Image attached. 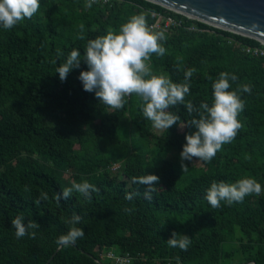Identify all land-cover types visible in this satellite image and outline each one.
Here are the masks:
<instances>
[{
    "label": "trees",
    "instance_id": "obj_1",
    "mask_svg": "<svg viewBox=\"0 0 264 264\" xmlns=\"http://www.w3.org/2000/svg\"><path fill=\"white\" fill-rule=\"evenodd\" d=\"M88 2L41 0L31 19L8 30L0 26V264H112L104 256L111 249L131 254L132 264H264V191L231 205L222 201L219 208L205 198L213 181L251 177L264 188V55L236 43L260 41L176 12L182 23L161 31L166 52L152 55L151 70L182 83L194 69L185 104L211 105L221 72L236 75L230 90L251 88L239 93L245 107L236 137L211 161H184L183 172L180 152L194 128L177 122L156 133L135 94L112 112L84 91L78 78L87 70L83 60L64 82L56 73L73 49L83 58L88 40L118 31L137 14L149 25L153 11L168 9L149 0ZM81 25L84 39L78 38ZM170 111L179 113L181 125L198 117L184 105ZM91 147L93 155L85 158ZM115 162L120 175L111 169ZM146 174L160 177L151 200L133 182ZM83 180L99 189L90 200L73 191L57 202L64 188ZM73 213L82 217L75 227L84 235L64 244L60 237L73 226L67 223ZM17 216L39 224L29 229L35 238L16 236ZM174 231L177 239L189 236L187 251L168 245Z\"/></svg>",
    "mask_w": 264,
    "mask_h": 264
},
{
    "label": "clouds",
    "instance_id": "obj_2",
    "mask_svg": "<svg viewBox=\"0 0 264 264\" xmlns=\"http://www.w3.org/2000/svg\"><path fill=\"white\" fill-rule=\"evenodd\" d=\"M92 2L93 0H89V7ZM40 6L41 0H0V26L6 30L12 29L26 19H31ZM82 33L83 25L79 39H84ZM164 39L162 32H156L148 25L144 14L133 15L118 31L109 29L105 35L88 40L83 58L78 49H73L66 62L56 69V73L59 74L61 82H64L70 72L80 68L83 60L87 64V70L81 71L78 78L84 91L94 92L100 103L112 109V112L123 109L127 103L125 98L135 94L141 98L143 118L151 121L154 129L169 130L177 122L181 129L194 128V131L185 134L186 143L180 152L184 172L188 167L184 161H211L217 152L222 150L223 145L236 137L242 127L238 116L245 107L239 93L250 92L251 88L244 85L237 90H230L231 82L236 81L237 77L228 72H221L212 85L211 105L202 102L197 108L191 101L185 104V97L190 93L188 81L195 70H187L182 83L173 82L167 75L154 74L151 70L152 55L163 56L166 52L162 43ZM178 105H184L190 115L193 112L198 113V117L181 125L179 113L170 111V108ZM159 180L160 177L156 174L133 178L134 183L144 186V197L148 200L152 199V193L156 191ZM73 191L90 200L92 193L99 189L87 180L81 183L73 181L72 186L64 188L55 199L58 203L61 199L67 200ZM262 191V185L251 177L239 179L231 184L213 181L205 198L212 208H219L222 201L231 205L242 202L246 196L252 194L260 196ZM125 198L131 200L133 194L128 193ZM41 199L47 200V193L42 192ZM81 219L80 215L73 213L71 220L67 221L73 226L66 235L60 237V242L74 243L83 237V230L75 227ZM24 220L23 216L12 220L16 236L19 238L31 235L35 238V232L29 233V229H36L39 224L32 220L25 223ZM167 242L170 247H178L183 251H187L191 243L187 234L177 239L175 231Z\"/></svg>",
    "mask_w": 264,
    "mask_h": 264
},
{
    "label": "water",
    "instance_id": "obj_3",
    "mask_svg": "<svg viewBox=\"0 0 264 264\" xmlns=\"http://www.w3.org/2000/svg\"><path fill=\"white\" fill-rule=\"evenodd\" d=\"M264 42V0H149Z\"/></svg>",
    "mask_w": 264,
    "mask_h": 264
},
{
    "label": "built area",
    "instance_id": "obj_4",
    "mask_svg": "<svg viewBox=\"0 0 264 264\" xmlns=\"http://www.w3.org/2000/svg\"><path fill=\"white\" fill-rule=\"evenodd\" d=\"M111 1L113 0H93V2H102V3H108ZM167 9L168 10L166 11H153L152 12V16L154 17V20L151 23H149V26L154 31L156 32L168 31L169 28H171L172 26H177L182 23V18L177 17L173 13V12H176V13H180V12H177L169 8ZM187 17L191 18L189 16ZM192 28H197V27L195 25H192ZM228 39L230 41H233V38L231 37H228ZM236 43L242 46V50H244L246 53L253 54V55H264V42L260 41L259 45H248V44L241 43L239 41H237ZM119 167H120V163L115 162L112 164L111 169L117 170L119 169ZM104 256L108 257L112 261V264H132V261H133V256L131 254L122 253L114 249H111L105 252Z\"/></svg>",
    "mask_w": 264,
    "mask_h": 264
},
{
    "label": "rangeland",
    "instance_id": "obj_5",
    "mask_svg": "<svg viewBox=\"0 0 264 264\" xmlns=\"http://www.w3.org/2000/svg\"><path fill=\"white\" fill-rule=\"evenodd\" d=\"M155 130V132L156 133H158V134H162V132H163V130H157V129H154ZM85 150H86V153H85V158H90L92 155H93V153H94V151H95V147H91V148H88V149H86L85 148ZM193 162V164H198V162L197 161H195V160H192ZM113 172H115V173H117V174H119L120 175V172H119V170L117 169V170H113ZM114 175H113V173L111 172L110 174H109V177L110 178H112ZM121 179V178H120ZM233 245H232V243H227L226 244V248L227 249H230L231 247H232ZM229 263L230 262V259L229 258H226L225 259V261H224V263Z\"/></svg>",
    "mask_w": 264,
    "mask_h": 264
},
{
    "label": "bare ground",
    "instance_id": "obj_6",
    "mask_svg": "<svg viewBox=\"0 0 264 264\" xmlns=\"http://www.w3.org/2000/svg\"><path fill=\"white\" fill-rule=\"evenodd\" d=\"M159 194V193H158ZM161 195V194H160ZM158 197H159V195H158ZM161 197V196H160ZM148 231V230H147ZM153 232V231H152ZM80 246H81V244H79ZM76 246V245H75ZM83 247V246H82ZM71 249V248H70ZM195 249V248H194ZM72 250V252H74L73 251V249H71ZM148 250V249H147ZM162 250V249H161ZM193 251V250H192ZM143 255V254H142ZM165 255V254H164ZM164 255H162V256H164ZM147 256V255H146ZM75 257V256H74ZM82 257V256H81ZM79 258V257H78ZM78 258H77V260H78ZM141 259V258H140ZM75 260H76V258H75ZM78 262V261H77ZM72 263V262H71ZM91 264V263H90Z\"/></svg>",
    "mask_w": 264,
    "mask_h": 264
}]
</instances>
